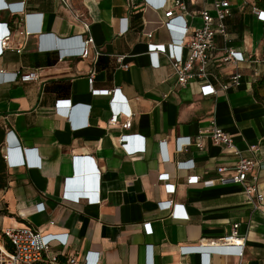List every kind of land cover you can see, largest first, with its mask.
I'll list each match as a JSON object with an SVG mask.
<instances>
[{
    "label": "crops",
    "instance_id": "crops-1",
    "mask_svg": "<svg viewBox=\"0 0 264 264\" xmlns=\"http://www.w3.org/2000/svg\"><path fill=\"white\" fill-rule=\"evenodd\" d=\"M64 1L71 10L61 0H3L0 7V37L5 30L11 32L9 49L0 54V157L10 149L40 164L9 167L2 158L0 230L26 226L42 234H66L65 246L54 242L50 252L59 254L63 264L71 257L80 263L87 252L98 253V264H264V199L254 208L239 184H204L216 179V168H232L237 161L231 151L212 143L211 121L243 157L264 160V86L257 97L252 89L264 73V22L253 9H264L256 8L254 0L230 1L228 40L216 39L208 66L217 93L202 96L200 82L175 84L165 55H158L156 68L147 54L148 43L182 39L177 30L165 27L172 16H182L188 33L198 28L200 2L186 1L185 11L174 8L168 14L142 0ZM21 4L24 14L5 7ZM72 11L90 22L93 45L101 52L94 63L91 57L59 55L80 46L82 28ZM225 48L242 52L244 61L223 64ZM115 56H124L127 69ZM17 71H36L38 79L11 82L9 76ZM234 72H239L240 84L220 90ZM115 89L122 100L94 92ZM111 102L131 111L129 130L108 125ZM58 104L64 115L57 112ZM126 117L120 115L119 124ZM122 135L130 149L143 151L125 154L118 145ZM197 136L201 149L191 145L176 151L178 138ZM77 159L89 161L94 170L85 191L69 183ZM177 163L182 166L177 168ZM164 173L169 174L167 182L158 179ZM256 173L264 195V168L251 175ZM166 184L174 185V191ZM66 190L74 195L99 193L100 202L62 200ZM165 201L180 205L177 209L185 217L158 207ZM234 224L245 238L242 258L208 249L201 254L180 251L200 243L208 246L229 234Z\"/></svg>",
    "mask_w": 264,
    "mask_h": 264
},
{
    "label": "built area",
    "instance_id": "built-area-1",
    "mask_svg": "<svg viewBox=\"0 0 264 264\" xmlns=\"http://www.w3.org/2000/svg\"><path fill=\"white\" fill-rule=\"evenodd\" d=\"M144 4H149L151 8L156 10H167L168 14L172 13V9L179 8L181 11H185V2H200L201 8L198 12V17L201 20V25L198 28H194L191 33H188V27L181 15H175L165 22V27L170 32L177 30L179 37H182L178 43L173 41L167 44H153L148 43L147 54L151 60V66L158 68V55H165L169 65L171 67V75L175 79V84L178 86H184L191 82H200L199 90L202 96L215 95L217 90L210 83L208 66L211 62V57L215 50V44L217 38H222L224 42H227L228 36L226 33L225 20L232 16V9L230 5L231 0H160L159 3H154L152 0H142ZM64 2V0H61ZM66 4L71 10L70 4ZM8 10L14 14H24V6L21 4L17 9L5 5ZM257 15V19L264 22V11L253 9ZM73 17L81 24L82 32L77 35L79 38V48L73 51H60L59 55L63 57H80L88 58L94 62L97 61L101 52L95 49L93 45V39L90 32V22L82 15H78L75 11H72ZM28 17V16H27ZM127 19H123L122 23ZM180 23L175 25L174 23ZM127 26L123 28L122 33H125ZM21 32L20 34H24ZM27 34V33H25ZM11 38V32L4 31V34L0 37V54L5 50H8V42ZM147 38H151V34H147ZM16 53H20L21 49H13ZM116 63L123 69H127L128 65L123 63L124 56H115ZM264 59V54H263ZM244 61L243 53L234 49L225 48L224 56L221 59L223 64L240 63ZM1 74L3 72H0ZM92 74H90L89 82L91 84ZM38 79L36 71H28L22 74L20 71L14 72L9 76L11 82H33ZM240 84L239 72H234L226 82L220 84V90L227 91L229 88L237 87ZM119 89L115 90H103L96 91L97 94H103L106 96H112V100L120 99ZM122 100V99H120ZM57 112L65 114L64 111H60L59 104ZM111 114L108 121V125L111 127H118L121 130L127 131L131 127V111L123 108H117L113 102H111ZM127 115L125 122L119 124L118 118L120 115ZM209 137L212 143L216 146H222L225 149L231 151L236 157L237 161L232 168H226L220 166L216 168L217 177L215 180L205 181L206 186H213L216 183L220 185L239 184L243 187V193L247 202L252 204L254 208H257V203H260L264 199L263 193L260 191L258 183V175H251L253 171H260L264 168V160L247 159L241 155V152L236 149L233 141L229 135L215 124L214 121L209 123L208 128ZM127 136L122 135L118 139V145L125 154L134 155L143 151V147L138 149H130L125 142ZM181 140H185L181 145ZM194 145L198 149L202 148L200 142V136H197L195 140L190 137L178 138L176 140V151L183 152L188 146ZM159 146L164 150V142H159ZM30 152L26 151V155L29 156ZM3 160L9 167L27 166L35 167L40 165L38 163L27 160V164H24V158L22 155L18 156L16 151L7 149V152L2 156ZM164 159H167L164 156ZM181 163H177L176 167H181ZM191 163L188 167H191ZM159 181L167 182L169 180V174L164 173L158 177ZM195 180H199V177H195ZM168 191H174V185L166 184ZM62 200L78 203L81 200L87 201V203L100 202L99 193L89 194L88 192H82L78 194H70L67 190L62 194ZM158 207L164 210H170L171 213L176 212L173 216L185 217V215L178 211L180 205L173 204L172 202L165 201L159 202ZM39 206V205H38ZM43 208V207H42ZM41 208V209H42ZM39 208V211H41ZM176 209V211H174ZM239 224H234L229 234L218 239L216 242H211L208 246L200 243L198 246L186 248H180L182 253L201 254L204 249H208L213 254L221 256H234L242 258L245 238L238 233ZM145 232L150 233L151 229L149 223L144 224ZM65 235V236H64ZM57 236L55 234H42L30 227H13L0 230V264H63L60 261V255H50L51 245L57 242L61 246H65L67 241V235ZM61 240V241H60ZM149 256V255H148ZM149 261V257H148ZM205 261V260H204ZM98 253L87 252L84 254L81 262L79 263L76 258L71 257L65 261V264H98ZM206 264V263H205Z\"/></svg>",
    "mask_w": 264,
    "mask_h": 264
},
{
    "label": "water",
    "instance_id": "water-1",
    "mask_svg": "<svg viewBox=\"0 0 264 264\" xmlns=\"http://www.w3.org/2000/svg\"><path fill=\"white\" fill-rule=\"evenodd\" d=\"M90 162L77 159L72 164V180L69 182L75 189L85 191L90 188L94 179V170Z\"/></svg>",
    "mask_w": 264,
    "mask_h": 264
},
{
    "label": "trees",
    "instance_id": "trees-1",
    "mask_svg": "<svg viewBox=\"0 0 264 264\" xmlns=\"http://www.w3.org/2000/svg\"><path fill=\"white\" fill-rule=\"evenodd\" d=\"M254 4H255V7L256 8H262V9H264V0H254ZM264 86V73H263V75L259 78V79H257L254 83H253V85H252V89H253V94H254V96H256L257 97V90L259 89V88H262ZM4 135V131L0 128V138H1V136H3ZM1 163H2V158L0 157V173H1V171H2V169H1Z\"/></svg>",
    "mask_w": 264,
    "mask_h": 264
},
{
    "label": "clouds",
    "instance_id": "clouds-1",
    "mask_svg": "<svg viewBox=\"0 0 264 264\" xmlns=\"http://www.w3.org/2000/svg\"><path fill=\"white\" fill-rule=\"evenodd\" d=\"M180 40H178V39H173V42H175V43H178ZM23 158H24V156H23ZM24 164L26 165L27 164V161L25 160V158H24Z\"/></svg>",
    "mask_w": 264,
    "mask_h": 264
},
{
    "label": "snow or ice",
    "instance_id": "snow-or-ice-1",
    "mask_svg": "<svg viewBox=\"0 0 264 264\" xmlns=\"http://www.w3.org/2000/svg\"><path fill=\"white\" fill-rule=\"evenodd\" d=\"M4 6L3 5V0H0V7Z\"/></svg>",
    "mask_w": 264,
    "mask_h": 264
}]
</instances>
